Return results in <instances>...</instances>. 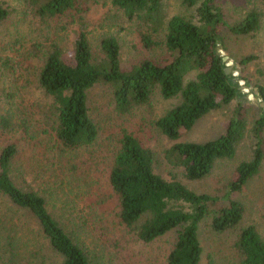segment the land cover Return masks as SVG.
Returning a JSON list of instances; mask_svg holds the SVG:
<instances>
[{
	"label": "trees",
	"instance_id": "16d2710c",
	"mask_svg": "<svg viewBox=\"0 0 264 264\" xmlns=\"http://www.w3.org/2000/svg\"><path fill=\"white\" fill-rule=\"evenodd\" d=\"M43 18L71 17L81 12L88 0H31ZM187 16L168 15L167 0H111L128 20L140 27L139 45L148 49L156 44L153 36L163 33L167 55L162 60L143 58L129 67L120 61L117 39L108 35L92 50L87 32L80 29L70 46L49 41L43 48V63L37 85L47 101L44 116L49 130L50 147L60 156L89 148L97 139L98 129L90 116L88 92L96 84H108L118 113L149 102L158 90L164 99L179 101L152 121L153 126L169 139H178L205 114L237 100L236 118L229 121L224 133L204 142L180 141L165 151V159L181 168L185 178L206 177L218 160L234 157L246 137L252 138L250 157L240 161L221 197L196 192L176 179L167 180L153 169V152L133 135L122 130L107 174L110 193L116 201L118 223L135 231L144 247H151L170 231L176 237L170 248L156 254L149 250L141 264H199L203 247L198 236L200 222L210 217L211 230L217 234L234 230L243 217L242 204L233 199L246 182L260 169L264 151V107L251 123L247 122L241 101L244 93L239 80L248 78L226 72L223 60L224 36H243L260 27L261 13L256 7L229 21L221 0H182ZM9 15L0 3V22ZM230 57V56H229ZM231 59H235L230 57ZM255 57L247 55L238 62L244 66ZM237 61V60H234ZM9 69L8 58L0 57ZM9 64V65H8ZM258 93L264 102V88ZM2 127L7 121L1 120ZM18 147L7 142L0 148V198L19 217L20 231L0 237V264H96L95 260L111 257L96 249L94 231L83 217L84 205L77 200L84 195L88 181L95 179L75 173L79 190L68 187L63 166L51 168L45 163L34 174L36 188L19 186L12 178ZM32 173V172H31ZM85 187V188H84ZM223 201V202H222ZM0 218V222L3 221ZM18 234V235H16ZM239 256L238 264H264V238L252 224L238 229L232 243ZM101 251H103L101 255ZM101 257H100V256Z\"/></svg>",
	"mask_w": 264,
	"mask_h": 264
},
{
	"label": "rangeland",
	"instance_id": "374dc122",
	"mask_svg": "<svg viewBox=\"0 0 264 264\" xmlns=\"http://www.w3.org/2000/svg\"><path fill=\"white\" fill-rule=\"evenodd\" d=\"M0 3L9 11L8 17L0 22V57L8 58L11 64H8L9 69L0 62V148L7 142H14L18 147L13 180L19 186L30 184L36 188L34 174L37 168H42L47 162L51 168H55L58 165L51 162L58 161L65 172L71 170L66 174L67 183L70 182L67 189L74 187L73 191H77L78 184L85 183L78 179V175L84 177L88 174L95 179L94 183L88 181L86 191L77 203L79 207H85L82 214L94 231L96 249H104L111 257L110 261L95 260L96 264H141L149 250H154L156 254L166 252L175 240L174 230L160 237L151 247H144L132 228L118 223L117 203L107 197V193H110L107 174L116 140L122 130L131 132L153 152V169L156 173L167 180L176 179L196 192L221 197L237 164L250 157L252 138L246 137L234 157L218 160L211 172L200 180L185 178L181 168L173 167L165 159V151L175 142H204L220 136L229 121L239 115L236 112L237 100L205 114L188 132L172 140L161 134L152 121L176 104L178 98L164 99L155 90L148 103L122 114L114 107L110 86L99 83L88 92L89 113L98 129L96 141L89 148L60 156L54 147H50L49 137L43 131L49 130L43 114L47 101L37 85V74L43 63L44 46L52 40L70 46L77 32L84 29L92 50L97 52L100 40L111 35L118 41L121 65L129 67L143 58L162 60L167 55L163 33L153 36L155 45L142 48L138 38L141 27L135 21L128 20L122 10L112 5L111 0H88L81 12L74 14V19L69 16L43 18L31 0H0ZM167 4L169 16L189 14L182 0H167ZM220 5L229 21L241 18L252 7L261 13L257 31L243 36L226 34L225 48L221 50V54L227 57L230 69L234 68L233 73L248 78V85H245L244 79L239 80L245 94L241 101L244 115L240 114L239 117L251 123L260 115L259 107H264L258 93L260 86L264 88V0H221ZM247 55L255 58L244 66L238 61ZM3 119L7 121L5 128L1 125ZM262 138L264 151V130ZM73 165L78 167L75 170L78 175L71 174L74 172ZM232 197L243 206L242 220L236 229L221 234L211 230L210 217L200 222L198 236L203 255L199 264H238L239 256L232 243L240 227L252 224L264 238V155L258 173ZM0 218L3 221L0 222V237L22 233L19 217L11 212L2 198ZM1 245L2 239L0 249Z\"/></svg>",
	"mask_w": 264,
	"mask_h": 264
},
{
	"label": "water",
	"instance_id": "95a60500",
	"mask_svg": "<svg viewBox=\"0 0 264 264\" xmlns=\"http://www.w3.org/2000/svg\"><path fill=\"white\" fill-rule=\"evenodd\" d=\"M226 59H227V57H226V56H224V57H223V60H226ZM230 70H231V69H230V67H229V66H227V67L225 68V71H226V72H230Z\"/></svg>",
	"mask_w": 264,
	"mask_h": 264
}]
</instances>
